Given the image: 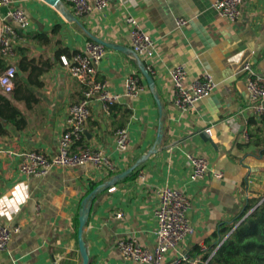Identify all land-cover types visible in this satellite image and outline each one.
I'll return each mask as SVG.
<instances>
[{"label": "crops", "instance_id": "1", "mask_svg": "<svg viewBox=\"0 0 264 264\" xmlns=\"http://www.w3.org/2000/svg\"><path fill=\"white\" fill-rule=\"evenodd\" d=\"M214 1L128 0L121 5L115 0L102 12L93 10L76 17L62 0L58 7L42 0H12V8L25 11L29 26L19 31L9 62L16 65L24 49L28 56L49 62L50 68L38 77L40 87L24 80L38 98L31 107L14 99L13 91L3 93L21 112L25 126L17 130L0 118L6 130L0 135V148L13 153L0 155V200H11L21 184L26 185L27 199L18 211L11 212V219L0 216V224L20 226L7 251L0 252V264H81L75 218L90 184L110 180L155 143L153 154L93 200L83 233L89 264H135L120 256L119 238L132 236L153 248V210L161 187L176 188L190 198L188 218L193 232L177 253L201 263L224 240L221 227L242 213L249 198L264 193V144H260L264 126L253 112L241 72L249 61L255 72L264 74V0H242L235 21L219 17ZM127 14L155 41L154 73L149 72L152 84L142 73L147 70L145 61L133 57ZM179 17L187 20L180 28L176 26ZM41 35L49 38L48 43L38 39ZM88 41H101L105 47V57L96 65L97 77L121 97L108 113L97 104L89 107L81 142L102 148L116 164V172L78 165L55 167L43 177L19 173L15 154L36 150L51 156L57 152L68 107L81 97V86L70 77L64 61ZM176 65H185L189 81L205 73L214 81L209 96L186 114L172 106L168 70ZM127 74L137 75L144 86L138 97L123 94ZM159 124L161 138L157 141ZM120 127H126L130 136L123 153L113 144L114 132ZM203 131L210 141L200 137ZM186 153L208 160L209 171L203 179L190 181ZM217 170L223 172L222 178L213 176ZM177 253H166L165 263Z\"/></svg>", "mask_w": 264, "mask_h": 264}, {"label": "built area", "instance_id": "2", "mask_svg": "<svg viewBox=\"0 0 264 264\" xmlns=\"http://www.w3.org/2000/svg\"><path fill=\"white\" fill-rule=\"evenodd\" d=\"M69 4L76 17H85L91 11H104L115 0H62ZM125 5L128 0H117ZM242 0H215L213 8L222 19L235 21L239 18V6ZM12 0H0V62L4 68L0 70V91L11 93L15 87L16 66L9 62L14 56V43L19 31L28 28L29 20L21 8H12ZM5 9L3 15L1 10ZM128 25L129 42L133 57L145 61L146 69L154 73L151 61L155 55V41L143 29L139 21L130 14L125 16ZM187 20L176 19V26L183 27ZM105 47L96 41H88L82 50L74 53L64 65L72 79L81 86V97L68 107L65 127L58 140V150L54 155H46L36 150H27L15 154L19 173L32 177H43L55 167H73L88 165L96 170L114 173L116 164L102 148L89 146L81 142L84 134L85 121L89 115V107L97 104L108 113L112 105L118 102L121 95L108 88L107 82L97 77L96 65L105 57ZM241 72L246 81V91L255 115H264V74L252 69L251 63L245 62ZM172 82V106L181 114L196 109L202 99L209 96L214 89V81L207 73L193 80H188L185 65H176L168 70ZM144 91L140 78L127 74L124 78V95L138 97ZM247 133L244 134V138ZM130 143L126 127L115 130L113 144L117 152L123 153ZM1 154H13L0 148ZM189 165L190 181L196 182L205 177L209 171V162L203 155L186 153ZM215 178H222L221 170L214 171ZM143 180V175H140ZM110 188L109 190H113ZM158 204L153 210L155 220V244L152 249L141 245L134 237L119 238L116 248L124 261L135 264H207L198 259L190 258L185 253H177L179 245L193 232L188 218L191 208L190 198L176 188L164 186L157 190ZM120 216V215H119ZM20 230L16 224H0V252H6L13 237ZM223 242V241H222ZM220 242L219 245L222 243ZM217 246V248L219 247ZM176 252L177 256L165 263L164 256L168 252ZM213 253L209 256L211 257Z\"/></svg>", "mask_w": 264, "mask_h": 264}, {"label": "trees", "instance_id": "3", "mask_svg": "<svg viewBox=\"0 0 264 264\" xmlns=\"http://www.w3.org/2000/svg\"><path fill=\"white\" fill-rule=\"evenodd\" d=\"M38 39L43 43L49 41V38L45 35H41ZM18 56L15 65L17 71L13 97L16 100L23 101L27 107H31L32 104L38 102V98L24 84V80L29 84L40 87L42 82L38 77L50 68V63L47 61L40 62L34 57L28 56L24 49L19 51ZM3 68L4 64L0 62V70ZM0 118L13 125L17 130L25 126V119L21 112L1 91ZM259 118L264 126V115ZM249 123H254V119H250ZM5 131V127L0 120V135L4 134ZM260 144H264V135ZM97 185L98 183L92 182L89 186V192ZM77 225L76 217L75 227ZM220 234L225 237L223 242L211 257H209L210 252L203 257L204 260L208 259L207 264H264V193L249 198L242 213L231 224L221 227Z\"/></svg>", "mask_w": 264, "mask_h": 264}, {"label": "water", "instance_id": "4", "mask_svg": "<svg viewBox=\"0 0 264 264\" xmlns=\"http://www.w3.org/2000/svg\"><path fill=\"white\" fill-rule=\"evenodd\" d=\"M46 4L58 7V5L61 3V0H42ZM101 43V41H98ZM102 44V43H101ZM143 75L147 79V81L152 84L153 79L150 76L149 72L145 69L142 70ZM200 137L203 140H209L210 138L207 135L206 131H203L200 134ZM161 138V124H159L158 128V134H157V141H159ZM156 144L155 143L151 149H149L145 154L141 155L139 159L136 160V162L128 167L127 169L123 170L122 172L115 174L110 180L101 183L97 185L94 189H92L90 192H88L84 198L80 202V207L78 209V215H77V244H78V251L81 258V264H89V255L87 252V248L85 245V241L83 238L84 228L87 224V220L89 218L91 205L95 197L101 193L103 190L109 188L110 186H113L117 181L123 180L125 177H127L132 171H134L141 163H143L151 154H153L156 151Z\"/></svg>", "mask_w": 264, "mask_h": 264}, {"label": "clouds", "instance_id": "5", "mask_svg": "<svg viewBox=\"0 0 264 264\" xmlns=\"http://www.w3.org/2000/svg\"><path fill=\"white\" fill-rule=\"evenodd\" d=\"M26 199V185H17L11 200L7 197L0 200V216H6L8 219H11V212L18 211L19 205L24 203Z\"/></svg>", "mask_w": 264, "mask_h": 264}, {"label": "rangeland", "instance_id": "6", "mask_svg": "<svg viewBox=\"0 0 264 264\" xmlns=\"http://www.w3.org/2000/svg\"><path fill=\"white\" fill-rule=\"evenodd\" d=\"M24 104V103H23Z\"/></svg>", "mask_w": 264, "mask_h": 264}]
</instances>
